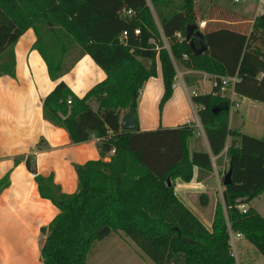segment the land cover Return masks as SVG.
<instances>
[{"label": "trees", "instance_id": "1", "mask_svg": "<svg viewBox=\"0 0 264 264\" xmlns=\"http://www.w3.org/2000/svg\"><path fill=\"white\" fill-rule=\"evenodd\" d=\"M204 14L231 22L243 17L215 5L201 11L197 0H0V76H14V45L28 29L51 80L68 71L65 60L76 49L74 62L88 55L105 73L82 97L59 81L43 99L44 117L64 128L72 143L98 138L100 159L75 165L77 189L66 194L52 175L36 173L31 156L24 158L39 195L58 210L40 230L41 264H85L94 241L119 231L153 264H236L228 226L264 258V218L249 205L264 192V139L229 128L230 100L223 92L218 95L219 87L190 98L207 150H190L195 123L147 131H140L137 123L134 130L120 127L130 102L136 117L140 90L157 75V61L163 83L159 116L181 67L217 80L236 76L234 92L264 102V82L253 92L251 75L243 71L247 56L264 65V7L251 24L238 28L210 21L201 31L198 21ZM190 25H196L205 40L201 54H193L189 42L175 35L184 37ZM194 44L198 46L196 40ZM198 79L183 74L185 87H193ZM212 157L218 166L224 160L221 179L231 168V182L223 186L222 202H217L207 228L175 195L174 181L189 182L194 168L212 172ZM8 175L0 180V191L8 185ZM199 203L206 205L205 195ZM242 203L247 205L244 212L238 209Z\"/></svg>", "mask_w": 264, "mask_h": 264}, {"label": "crops", "instance_id": "2", "mask_svg": "<svg viewBox=\"0 0 264 264\" xmlns=\"http://www.w3.org/2000/svg\"><path fill=\"white\" fill-rule=\"evenodd\" d=\"M220 1L197 0V5L201 11L215 5L245 18L242 17L237 22H231L221 18L218 20L216 18L210 19L204 14L198 24L200 21H204L205 24L210 21H219L235 25V28H238L244 23L251 24L255 16L262 14L264 7V1L258 0L253 11L250 7H246L244 10H235L223 6ZM248 13H253V15L250 16ZM204 27L205 25L199 29L202 31ZM34 40L32 29L26 30L14 45V76H0V180L6 173L9 174L8 185L0 191V264H41L40 246L44 236L40 230L47 226L58 212L48 199L39 195L34 175L26 168L24 158L31 156L35 163L36 173L43 176L52 175L53 182L66 194H71L77 189L75 165L83 164L88 160L100 159L97 147L98 138L92 137L85 142L72 143L64 128L55 125L44 117L43 99L59 81H63L74 95L82 97L93 85L105 78L104 71L88 55H83L59 79L51 80L43 59L32 48ZM177 70L181 74L182 81L184 73L199 77L193 85L196 87L197 93L211 92L213 75L185 70L182 67L177 68ZM156 71L157 75L150 77L143 84L137 99L136 121L138 129L147 131L158 127H176L182 124L196 123L198 119L195 105L188 98L185 90L188 87L184 88L182 84L177 85L176 79L172 96L165 103L161 116L158 115V103L163 93L161 69L158 61ZM229 91V94L225 95L224 92L222 94L228 97L230 102L239 99V96L235 97L237 93L234 92L233 86L229 87ZM92 104L95 105L93 109H96V103L91 102ZM257 104H261V102H252L246 105L242 117L250 119L252 110L256 108L260 110ZM235 112L238 114L239 110L236 108ZM124 113L121 114L120 118ZM230 113L231 111H229V128L241 132L240 128L230 126L232 120ZM261 133L259 136H253L264 139V132ZM229 142L230 138L227 139L226 145ZM189 147L190 150L208 149L207 140L201 127L196 136L190 139ZM111 154L112 152L107 153L103 160L108 161ZM223 167L224 160L220 166L214 163L213 171L209 173L194 168L193 177L189 182L178 179L174 181L175 195L193 214H196L194 215L199 220L209 216L208 212L204 215L202 211L210 199L213 200L211 219L217 202H222V197L218 193L219 198L217 199L216 193L220 187L218 182L219 171ZM209 178L215 180L216 189L210 185ZM177 191L180 192V197L177 195ZM195 192L198 193V198L200 195L206 196L205 206H201L199 202L194 204ZM196 205H199L201 209L197 210ZM249 205L254 207L264 218V210L261 211L253 200ZM112 234H114V241H117V238L124 241H117L120 243V247L126 243L128 247L131 246L134 254L141 258L144 263L153 264L121 231ZM237 249L241 252L240 256L242 257L251 255L254 259L253 264H264V258L254 253L252 245L244 239L238 241ZM242 262L247 264L248 261L242 259Z\"/></svg>", "mask_w": 264, "mask_h": 264}, {"label": "rangeland", "instance_id": "3", "mask_svg": "<svg viewBox=\"0 0 264 264\" xmlns=\"http://www.w3.org/2000/svg\"><path fill=\"white\" fill-rule=\"evenodd\" d=\"M220 4H222L223 6H227L230 8H233L235 10H244L246 7H250L252 9V11L255 9V7L258 4V0H241L239 3L237 4H233L231 3L230 0H221ZM250 16L253 15V13H248ZM78 55V50L76 49L75 52H73L66 60H65V69L69 70L71 65L73 64L75 58ZM244 62H246L247 64V68L244 71V74H247V71H249L250 73V77H248V81L249 84L253 87V92H256V89L258 88V86L263 85V80L262 77H264V72L263 71H259L261 68L264 67L263 63L257 61L256 59H253V57L247 56L244 60ZM64 69V71H65ZM247 79V78H246ZM247 82V81H246ZM176 83L177 85L180 86V81L178 79V77H176ZM248 86V84L246 83L245 86ZM192 87H188L185 88L186 92L189 93L192 91ZM225 95L229 94V88L224 92ZM239 96V102H238V106L236 107L232 102H230L229 105V111H231V115H232V120L230 121V126L232 128H240L241 132L247 134V135H255V136H259L264 132V103L262 104V101H258L256 99H253L250 96L247 95H239L237 94V96H235L236 98ZM252 102H261V104H257L258 107H260L259 109H254L251 111V115H250V119H248L247 117H245V119L242 117L244 115V108L246 105L251 104ZM260 105V106H259ZM91 106H93V108H95V105L92 104ZM237 110H239L238 114L235 112ZM244 122V123H243ZM196 125V123H195ZM197 126V127H196ZM195 126V130L196 132L199 131L200 126L196 125ZM260 138V137H258ZM210 182V185L213 186L215 189L217 188L216 182L213 178H209L208 179ZM220 183V187H219V191H217L216 193V198H219V194L221 197V192L223 190V185H222V179L219 178ZM213 191V190H212ZM210 192V191H208ZM219 193V194H218ZM177 195L180 197V192L177 191ZM213 197V195H211ZM190 199V198H189ZM191 200V199H190ZM193 202L194 204H196L197 202H199V198H198V193H194L193 196ZM253 202H255V204L258 206V208H260V210H264V193H261L260 195H258L257 197H255L253 199ZM197 206V210L201 209V207H199V205ZM204 210L202 211L204 215H206V213L208 212L209 216H205V218H200V221L207 227L210 228V224H211V215H212V210H213V200L210 199L208 204L203 207ZM195 214V213H194ZM198 214V213H197ZM196 215V214H195ZM200 216V215H199ZM211 219V220H210ZM114 234H111L110 236H107L106 238L100 240V241H94L92 244V248L91 251L87 258H86V262L85 264H146L142 261L141 258H139L138 256H136L134 254V252L131 249V246L128 247V245L126 243L123 244V247H120V243L118 242H124L121 240L114 241L115 238ZM239 249H237V254H238V259L240 260V263L243 264L242 262V256H240ZM245 258L248 259L249 262H252L250 264H253L254 259L252 258L251 255L246 256ZM245 259V260H247Z\"/></svg>", "mask_w": 264, "mask_h": 264}, {"label": "built area", "instance_id": "4", "mask_svg": "<svg viewBox=\"0 0 264 264\" xmlns=\"http://www.w3.org/2000/svg\"><path fill=\"white\" fill-rule=\"evenodd\" d=\"M232 3L234 4H237L239 3L241 0H231ZM122 11L128 15L132 14V11L131 9H122ZM205 25V22L204 21H200L198 26L199 27H203ZM135 33H138L139 30L136 29L134 31ZM125 32L123 33V36H124ZM176 37L181 40V39H184V37L181 35L180 32H176ZM183 58L186 59L187 56L186 55H183ZM176 71H177V77L180 79V83L182 84V86L185 88V85L181 79V74L178 72L177 68H176ZM218 78H215V77H212V80H211V85L212 87H219V91L222 93V92H225L229 87H232L233 84L237 81V77L234 76V77H219V80H217ZM197 92H196V87H193L192 91L189 93H187V96L188 98L190 99L192 95H196ZM235 106H238V102H239V99L237 100H233L231 101ZM67 103L69 104L70 103V99L67 100ZM196 125L200 126L199 125V122L197 120L196 122ZM110 152L113 153V150H111ZM212 164H214V158L212 157ZM238 209L242 212H244L246 209H247V205L242 203V204H239L238 205ZM227 233H228V242H229V245H230V249H231V254L232 256L234 257L235 259V262L236 264H242L240 263V260L238 259V254H237V246H238V241L240 239H242V234L240 232H235L233 231L229 226L227 228Z\"/></svg>", "mask_w": 264, "mask_h": 264}, {"label": "water", "instance_id": "5", "mask_svg": "<svg viewBox=\"0 0 264 264\" xmlns=\"http://www.w3.org/2000/svg\"><path fill=\"white\" fill-rule=\"evenodd\" d=\"M184 39L189 42L190 49L193 54L203 53L207 46L203 38L202 33L196 29V25H190L186 28ZM194 40L198 42V46L194 44ZM218 95H221V92H218ZM136 117L133 112V104L129 103L127 110L120 118V127L123 130H134L136 128ZM167 185H171L169 179H167ZM231 182V168H229L222 177V185L226 186Z\"/></svg>", "mask_w": 264, "mask_h": 264}]
</instances>
